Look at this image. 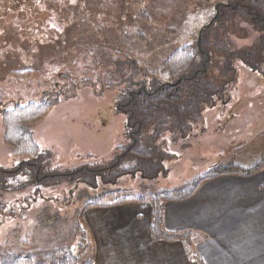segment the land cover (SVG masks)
<instances>
[{"label":"rangeland","instance_id":"1","mask_svg":"<svg viewBox=\"0 0 264 264\" xmlns=\"http://www.w3.org/2000/svg\"><path fill=\"white\" fill-rule=\"evenodd\" d=\"M29 2L21 9H4V20L11 24L23 18L20 24L0 25V261L6 254L57 247L80 255V264L94 261L87 209L81 211L87 200L109 191H129L132 197L157 193L186 185L220 162L253 165L263 158L264 79L233 60L228 104L217 101L216 108L204 109L202 123L185 135L181 129L159 134L155 142L163 170L154 177L122 173L95 177L93 186L77 183L92 178L93 171L116 166L123 155L120 147L130 143L129 113L121 108L130 73L135 72V81L163 83L169 78L167 61L183 47L197 48L204 32L207 40L219 28L209 29L213 21L225 24L228 40L242 48L250 40L249 29L243 20L227 25L219 17L225 0ZM44 97L56 102L32 132L53 187L36 194L34 186H19L4 174L20 172L25 159L4 142L2 112ZM77 223L84 233L76 231ZM186 231L197 236L189 245L191 256L210 264L198 248L208 236ZM196 259L191 258L200 264Z\"/></svg>","mask_w":264,"mask_h":264},{"label":"trees","instance_id":"2","mask_svg":"<svg viewBox=\"0 0 264 264\" xmlns=\"http://www.w3.org/2000/svg\"><path fill=\"white\" fill-rule=\"evenodd\" d=\"M29 1L0 0L1 27L20 24L23 18H18L11 24L8 20H4L3 17L5 12H7L5 10L21 9L23 4L26 6V4L30 3ZM239 13L240 9L238 8L229 12L222 7L219 17L227 25H230L231 21L239 20V18L243 17ZM217 22L213 21L209 29L214 25L219 26V31L226 29L224 28L225 24ZM213 31L209 32L208 38H210ZM204 35L205 32L203 37ZM205 41L206 39L203 42ZM197 57L198 50L196 48L186 46L178 50L167 61L165 68L168 72V80L175 83L180 80V83L174 87L168 86L165 88V86H162L161 88L167 90L168 93L162 94L158 103H144L139 109L130 110L129 120L132 133H130L129 138L134 137L137 144L134 147H120L123 150V155L120 157L119 163L113 167L117 173L110 175V178L122 173L135 175L139 172L144 174V176L154 177L155 171L163 170L160 164L163 159L162 154L159 152L160 145L156 143L159 134L168 129L172 132H178L181 129L185 135L186 132L189 133L194 129V125L202 123L204 112V109H201L202 105L209 102L212 104L216 96L221 97L220 99L228 100V95L226 98H224V95L227 86L233 82L232 73L221 71L218 75L212 77L208 73L197 74ZM182 77H191L192 79L184 81L181 79ZM176 89L178 90L175 91ZM55 102L56 100L50 101L48 97H44L39 102H30L24 106L16 105L11 109L5 108L3 113V137L5 143L11 146L16 157L22 160L25 159L26 162L43 164L41 150L34 140L32 127L49 113ZM263 167L264 156L253 165L220 162L186 185L167 188L157 193H147L139 197H132L129 191H109L98 198L87 200L81 211L92 207H113L131 202L149 203L152 207V239L166 242L182 241L190 245L193 244L194 239L197 237L195 233L191 231L176 232L165 227L166 203L191 199L196 195L201 185L208 181L224 176L251 177ZM119 168L120 170H117ZM107 170L103 169L101 171L105 172ZM91 177L93 178L92 175ZM121 194L123 196L117 198ZM77 225L76 231L84 233L85 231L81 229L82 226L79 223ZM85 241L86 239L84 244ZM80 250L81 252L84 251L83 245L80 246ZM191 258H197L196 260L200 264H204L203 259L196 254L191 256ZM80 260V255L72 253L66 247H57L51 250H39L23 254H6L2 257L0 264H80ZM85 264H93V261L89 260Z\"/></svg>","mask_w":264,"mask_h":264},{"label":"crops","instance_id":"3","mask_svg":"<svg viewBox=\"0 0 264 264\" xmlns=\"http://www.w3.org/2000/svg\"><path fill=\"white\" fill-rule=\"evenodd\" d=\"M86 212L93 264H197L185 242L152 240L149 203ZM165 226L205 233L208 239L198 248L210 264H264V170L252 177H220L188 201L167 202Z\"/></svg>","mask_w":264,"mask_h":264},{"label":"flooded vegetation","instance_id":"4","mask_svg":"<svg viewBox=\"0 0 264 264\" xmlns=\"http://www.w3.org/2000/svg\"><path fill=\"white\" fill-rule=\"evenodd\" d=\"M221 7L227 9L229 12L237 10V8L240 9L239 14L243 15V17L239 18V20L247 22V27L249 29L248 36L250 40L245 42V44H247L245 48H242V45L237 46V42L228 40V28L221 29V31H213L210 38L205 42L202 40V35L199 42L200 44L196 48L198 50L196 73H208L211 77L218 75L221 71L232 73V61L239 60L246 65L250 71L260 74L264 79V0H225V2L221 4ZM233 31L235 30H232V32ZM241 53H244V55H241ZM134 74L135 72L132 74L130 73L128 76L130 87H128V93L123 96L124 102L121 105V108L128 113L131 109H139L144 103H158V100L160 99L159 97L162 94L168 93L167 90L161 88L162 86H165V88L168 86L174 87L180 83V80L176 83L166 80L163 83L148 84L144 81H135L133 77ZM181 79L189 81L192 78L182 77ZM177 90L178 89L175 91ZM51 94H53V92ZM227 95L228 93L225 92L224 98H226ZM220 98L221 97L216 96V98L213 99L212 104L211 102L204 104L201 106V109L216 108V106H219L217 101H219L222 106H226L230 101L229 99L223 100ZM4 110L5 108L3 109L2 114L4 113ZM136 144L137 142L134 137H131L128 147H134ZM8 146L11 147L10 145ZM113 167L114 166H109L105 168L108 169L105 172H102L101 170L93 171V178L83 177L78 183L81 182L86 186H93L97 184V181H94L95 177H110V175L116 174L117 171ZM4 174L7 175V177L14 178L12 181L14 184L21 186L26 182L30 187L34 186V193L36 194L43 191L42 188L53 187V181L52 183L50 182V178L53 177V175L44 169L42 163L39 164L24 161L20 168V172H18L17 169L15 171H4Z\"/></svg>","mask_w":264,"mask_h":264}]
</instances>
